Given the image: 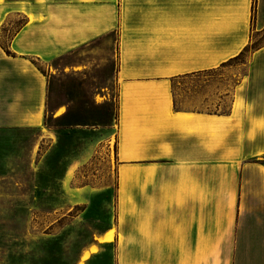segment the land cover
Returning <instances> with one entry per match:
<instances>
[{"label": "crops", "instance_id": "0c3cea01", "mask_svg": "<svg viewBox=\"0 0 264 264\" xmlns=\"http://www.w3.org/2000/svg\"><path fill=\"white\" fill-rule=\"evenodd\" d=\"M261 32L264 0H0L2 130L43 127L50 77L117 37L115 215L78 264H264V43L242 60ZM235 61L222 112L176 106L174 80Z\"/></svg>", "mask_w": 264, "mask_h": 264}, {"label": "rangeland", "instance_id": "374dc122", "mask_svg": "<svg viewBox=\"0 0 264 264\" xmlns=\"http://www.w3.org/2000/svg\"><path fill=\"white\" fill-rule=\"evenodd\" d=\"M21 22V17H12V28ZM116 38L96 45L95 65L85 77H50L43 127L0 129V264H78L94 233L114 217ZM263 43L264 32L254 33L242 60ZM39 66L47 71L46 63ZM237 80L238 61L176 79V106L202 109L210 101V110L222 112L227 102L220 108L214 103ZM57 110L64 115L53 117ZM74 169L76 187L88 186L90 191L80 204L69 193L79 196L84 191H71L65 183ZM91 264H114L111 249Z\"/></svg>", "mask_w": 264, "mask_h": 264}, {"label": "trees", "instance_id": "16d2710c", "mask_svg": "<svg viewBox=\"0 0 264 264\" xmlns=\"http://www.w3.org/2000/svg\"><path fill=\"white\" fill-rule=\"evenodd\" d=\"M36 65H37V63H36ZM37 67H38L43 73H45V71H44L42 68H40L39 65H37Z\"/></svg>", "mask_w": 264, "mask_h": 264}]
</instances>
